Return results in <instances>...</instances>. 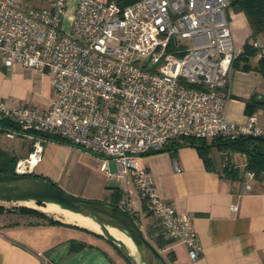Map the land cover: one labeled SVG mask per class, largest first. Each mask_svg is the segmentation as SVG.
<instances>
[{
	"label": "built area",
	"instance_id": "built-area-1",
	"mask_svg": "<svg viewBox=\"0 0 264 264\" xmlns=\"http://www.w3.org/2000/svg\"><path fill=\"white\" fill-rule=\"evenodd\" d=\"M230 3L78 0L67 21L68 0L50 6L0 0V66L7 72L19 64L48 73L55 93L43 109L0 97V130L32 143L15 172L28 173L39 161L48 141L42 133L106 156L102 170L133 183L144 210L156 220L155 235L183 243L189 257L198 258L202 245L191 217L159 196L138 157L186 138L264 136L255 113L241 123L226 116L239 53L228 22ZM180 39H189L191 47ZM252 45L264 51L257 41ZM107 157L117 160L114 174ZM173 166L180 168L177 162ZM118 207L134 214L130 200Z\"/></svg>",
	"mask_w": 264,
	"mask_h": 264
},
{
	"label": "crops",
	"instance_id": "crops-1",
	"mask_svg": "<svg viewBox=\"0 0 264 264\" xmlns=\"http://www.w3.org/2000/svg\"><path fill=\"white\" fill-rule=\"evenodd\" d=\"M52 1L46 0L45 3L38 5L50 6ZM77 1L68 0L67 21ZM227 14L228 17L232 16L229 26L235 46L240 52L244 43L251 41L247 18L242 11H236L231 15L227 12ZM239 27L244 29L240 34L237 32ZM253 41L264 45V32L258 34ZM253 60L256 62L257 58ZM16 67L15 65L7 72L0 66V97L2 98L9 97L6 89L9 77L6 76H11ZM242 74L244 78L253 79H260L261 76L254 70ZM234 89L235 92L231 87L232 96L226 103L225 112L229 120L241 123L248 116L244 110V100L253 94L257 97L264 96V86L251 84L246 88ZM254 113L258 116L259 122L264 124V109L258 108ZM221 150L223 149L212 147L211 168L205 166L197 149L189 145L181 146L176 151L167 150L138 157V164L152 176L159 196L191 217L202 245L201 255L191 259L183 243L178 241L168 243L165 249L174 254L175 264H264V181L255 176L249 177V171L245 168L247 161L244 153L228 150L230 153L223 157ZM234 154L237 158H230L233 156L235 158ZM226 158L237 170L236 174L228 175L222 171ZM174 162L178 163L179 170L174 168ZM111 178L115 179L112 184L107 185L111 196L109 201L114 197V193L120 191L123 197H120L118 204L124 200H130L133 204L129 194L124 193L130 192L128 185L135 190L133 183L123 179L125 181L123 191L120 179L108 175V179L112 180ZM138 200H140L139 196ZM233 205L236 206V210L232 209ZM133 210L138 219L148 222L149 219L144 221L142 217L149 214L144 210L141 200L139 208L133 207ZM27 216L16 211L0 213V264H56L50 259L49 253L67 245L71 247V242L67 239L55 238L59 235L57 232L55 235L41 231L46 223L43 220L32 222ZM50 226L55 228V225ZM87 248L90 247L83 249Z\"/></svg>",
	"mask_w": 264,
	"mask_h": 264
},
{
	"label": "rangeland",
	"instance_id": "rangeland-1",
	"mask_svg": "<svg viewBox=\"0 0 264 264\" xmlns=\"http://www.w3.org/2000/svg\"><path fill=\"white\" fill-rule=\"evenodd\" d=\"M46 0H23L24 4L40 6L38 4L45 3ZM230 8V9H229ZM227 12L231 15L236 12L232 7H229ZM232 17V16H231ZM228 17L229 25L230 18ZM240 31H244L242 27H239L237 32L240 34ZM238 34V36H239ZM234 39V36H233ZM185 45L191 47V42L189 39H180ZM252 41V39H251ZM238 49V47H237ZM239 51V50H238ZM250 63L253 66L255 64L253 58L250 59ZM19 64H16L14 73L9 77V80L6 85V89L9 92L8 99L13 104H23L28 106H34L39 109L46 108L50 104V99L54 96V89L50 84L51 75L48 73H38L30 68L23 67ZM233 70V68H232ZM238 71V72H237ZM241 71V72H240ZM253 70L243 71L239 69H234L231 71V87L233 92H235V87L246 88L251 84H256L259 86H264V76L260 73V79L257 78H244L242 73L250 72ZM258 117V116H257ZM210 142V140H208ZM32 145L31 141L22 136H13L8 137L4 133H0V148L13 151L17 153L22 158L28 155V150ZM223 152V157L228 155L230 151L227 149L221 150ZM233 154V152H231ZM231 154V156H232ZM241 154V153H240ZM236 155V154H234ZM106 156L100 155L95 152L88 150H82L81 148L74 145H66L61 143H56L52 141H45L42 143V151L40 153V159L35 165L34 169L28 171V173H34L45 177L47 180L54 182L57 187L63 191L72 194L74 196L90 199V200H102L109 201L111 196L108 191L107 185L113 183L112 180L108 179V174L106 171L102 170L103 158ZM233 159L237 158V155L230 157ZM107 164L109 166V172L111 174L116 173L117 171V160L114 158L107 157ZM30 169V168H27ZM115 177V176H111ZM122 190H125V181L120 179ZM130 192L125 191L126 195L133 200V207L139 208L138 196L132 186L128 187ZM123 197V194H121ZM0 205L4 209H14L18 206L17 203L13 202H0ZM3 213V212H2ZM11 213V212H4ZM48 217L60 220L56 215L44 212ZM150 216V217H149ZM142 216L145 220L149 219L148 222H143L138 219L144 235L154 244L155 233H151L150 229H154L156 220L151 215ZM30 221L36 222L37 220L42 221V218L28 215ZM62 221V220H60ZM64 222V221H62ZM71 224V223H69ZM55 225V228H52ZM73 225V224H72ZM78 226V225H77ZM150 226V229H149ZM41 231H47L46 233L55 234L56 232L59 235H56L55 238H63L62 240H69L72 244L83 243L86 247L98 248L102 250L107 258L113 264H128V262L119 254L116 249L109 244L103 238L94 235L91 232L83 230L75 226H66L60 224H48L46 223L42 226ZM53 232V233H52ZM42 234V232H40ZM166 249H161L160 252L165 255Z\"/></svg>",
	"mask_w": 264,
	"mask_h": 264
},
{
	"label": "water",
	"instance_id": "water-1",
	"mask_svg": "<svg viewBox=\"0 0 264 264\" xmlns=\"http://www.w3.org/2000/svg\"><path fill=\"white\" fill-rule=\"evenodd\" d=\"M256 100L262 104L264 96H258ZM0 202H13L18 206L46 212L39 207L24 204L33 202L40 207L52 205L80 214L95 223L98 231L83 228L106 240L128 264H169L164 255L147 239L140 224L131 214L108 201L84 199L69 194L44 177L27 173H0ZM112 228L124 234L133 248L117 238L111 232ZM49 254L56 264H112L98 248L72 251L70 245H67L65 248H56Z\"/></svg>",
	"mask_w": 264,
	"mask_h": 264
},
{
	"label": "trees",
	"instance_id": "trees-1",
	"mask_svg": "<svg viewBox=\"0 0 264 264\" xmlns=\"http://www.w3.org/2000/svg\"><path fill=\"white\" fill-rule=\"evenodd\" d=\"M131 1L132 0H125L126 3H129ZM230 7H232L236 11H242L245 14L251 30L250 39H252V41L258 34L264 32V0H231ZM252 41L248 40L244 43L242 50L238 53V56L233 62L232 68L243 71L254 70L260 73L262 76H264V51L259 53V48L253 46ZM252 58L253 59L257 58L253 66L250 63V59ZM256 99H257V95L253 94L249 98L244 100L245 101L244 110L247 115L254 113L258 108L264 109V103L260 104L257 102ZM1 124L3 126H8V125L13 126L11 123L7 121H1ZM0 133H4L3 130H0ZM41 136L48 141L66 144V145H72L69 141H67L65 138L61 137L60 135L42 133ZM185 145H189L197 149L198 153L202 157L204 164L207 168H211L212 161L210 157V151L212 147L216 146L218 148L244 153L247 161L245 168L248 171L253 172L255 177L262 178V176L264 175V136H260V137L242 136L232 141L224 140L221 138H215L210 140V142H208V140L206 139L186 138L180 144H172L171 147L151 153H158L167 150L176 151L178 148ZM31 150H32V145L30 146L28 151ZM21 158H22L21 156H19L17 153L13 151L0 148V173L17 174L15 172V165L16 162ZM222 171L229 175V174H236L237 170L234 167H232V165L229 162V159L226 158L223 164ZM27 174L36 175L31 172ZM36 176H40V175H36ZM52 183L55 185L54 182ZM120 197H121L120 191H117L116 193H114V197L109 202L118 206V201ZM12 211H16L24 215H32L42 218L43 221L48 224L75 226L83 230H86L88 232H91L83 227H79L77 225H72L54 219L52 217H48L45 213L30 207L17 206L14 209L8 210V209H4L3 206L0 205V213L12 212ZM132 216L138 221V218L135 214H132ZM150 232L154 233L155 231L154 229H152L150 230ZM93 234L98 236L95 233ZM169 242H170L169 239H164L159 235L154 236V245L157 249H165V247L168 245ZM84 247H86V245L83 243L77 242L75 244H72L71 242V250L73 251H79ZM164 257L169 264H175L174 263L175 256L171 251H166Z\"/></svg>",
	"mask_w": 264,
	"mask_h": 264
},
{
	"label": "bare ground",
	"instance_id": "bare-ground-1",
	"mask_svg": "<svg viewBox=\"0 0 264 264\" xmlns=\"http://www.w3.org/2000/svg\"><path fill=\"white\" fill-rule=\"evenodd\" d=\"M37 162L36 163H35V161L33 162V164H32L33 169H34L35 165L37 164ZM24 204L29 205V206H33V207H39L40 209H43L46 212L52 213V214L56 215L60 220L64 221L65 223L76 224L78 226H82V227H86V228L91 229V230L98 231V227L95 223H93L88 218H86L80 214L73 213V212L68 211V210L59 209V208H56L52 205L40 207V206L35 205L33 202H24ZM111 232L117 238L122 239L131 248H133L132 243L129 241V239L124 234L118 232L114 228L111 229Z\"/></svg>",
	"mask_w": 264,
	"mask_h": 264
},
{
	"label": "flooded vegetation",
	"instance_id": "flooded-vegetation-1",
	"mask_svg": "<svg viewBox=\"0 0 264 264\" xmlns=\"http://www.w3.org/2000/svg\"><path fill=\"white\" fill-rule=\"evenodd\" d=\"M73 251V250H72Z\"/></svg>",
	"mask_w": 264,
	"mask_h": 264
}]
</instances>
